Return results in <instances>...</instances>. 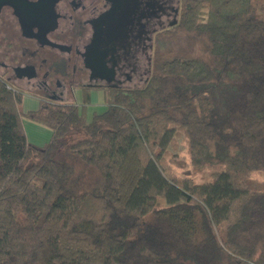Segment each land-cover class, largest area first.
I'll return each instance as SVG.
<instances>
[{"label": "trees", "instance_id": "16d2710c", "mask_svg": "<svg viewBox=\"0 0 264 264\" xmlns=\"http://www.w3.org/2000/svg\"><path fill=\"white\" fill-rule=\"evenodd\" d=\"M173 29L148 82L91 120L86 102L21 111L0 75V264H264V0H181ZM182 137L212 182L166 174Z\"/></svg>", "mask_w": 264, "mask_h": 264}, {"label": "flooded vegetation", "instance_id": "af4514ba", "mask_svg": "<svg viewBox=\"0 0 264 264\" xmlns=\"http://www.w3.org/2000/svg\"><path fill=\"white\" fill-rule=\"evenodd\" d=\"M180 19L181 0H55L53 16L24 31L4 5L0 75L48 103L138 89L153 74L157 36Z\"/></svg>", "mask_w": 264, "mask_h": 264}, {"label": "rangeland", "instance_id": "374dc122", "mask_svg": "<svg viewBox=\"0 0 264 264\" xmlns=\"http://www.w3.org/2000/svg\"><path fill=\"white\" fill-rule=\"evenodd\" d=\"M175 31H176V29H172L169 32H175ZM176 36L177 35H175V37ZM172 38H173V36H172ZM175 39H177L175 41V48L177 49L178 45H180L181 39H183V38H181V35H180L179 38H175ZM183 44H186V41L185 42L183 41L181 45L183 46ZM197 50H199V46L197 47ZM153 68H154L153 69V72H154L155 61H154V67ZM94 93L95 92H92L93 95H92V99L90 101H84L85 100L84 97H80V96L76 97V99L71 100V102H74V100H75V102H79L80 104L81 103L83 104L84 102H86L85 106L87 109L88 120L92 119L94 112H102L105 109L104 108L105 105H104L102 99H99V97L97 95H94ZM96 93H98V92H96ZM25 95H29V97H33V100L39 101V102H35V105H36V103H40L42 100V98L40 96H37L36 94L34 95L31 93L25 92ZM69 102L70 101L66 100V101H62L61 103H69ZM23 120L29 121L26 118H24ZM177 143H178L177 148L176 149L172 148L170 151L178 153L182 157V160L179 161L178 163H174V164L169 163V162L165 163L164 168H165L166 174L169 177H177L180 179L185 178V177H190L196 183L212 182L213 181L212 173L214 171H217V169L207 168L202 173L195 174L191 168L190 163H189V155H188L187 143H186L185 139L182 137L177 141ZM249 185L253 190L264 191V171L263 170L253 171L251 178L249 180Z\"/></svg>", "mask_w": 264, "mask_h": 264}, {"label": "water", "instance_id": "95a60500", "mask_svg": "<svg viewBox=\"0 0 264 264\" xmlns=\"http://www.w3.org/2000/svg\"><path fill=\"white\" fill-rule=\"evenodd\" d=\"M54 2L55 0H38L35 3H31L29 0H0V11L4 5H10L21 27L26 31L30 26L29 20L33 21L36 18L39 20L42 13L50 15V17L53 16ZM7 81L9 82L8 79Z\"/></svg>", "mask_w": 264, "mask_h": 264}, {"label": "crops", "instance_id": "0c3cea01", "mask_svg": "<svg viewBox=\"0 0 264 264\" xmlns=\"http://www.w3.org/2000/svg\"><path fill=\"white\" fill-rule=\"evenodd\" d=\"M35 95V94H34ZM93 95V94H91ZM94 95H97L99 99H102L104 102V92H98L94 93ZM80 96V95H79ZM81 97V96H80ZM39 101L33 100V97H29V95H24L22 104L20 105L21 111H28V110H34L37 109L40 103H36ZM79 103V102H77ZM26 105V106H25ZM24 129L27 135V138L30 143L36 145V146H43L45 143H47L50 140L52 132L47 129L46 127L36 124L34 122L30 121H24L23 120Z\"/></svg>", "mask_w": 264, "mask_h": 264}]
</instances>
